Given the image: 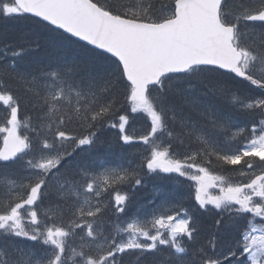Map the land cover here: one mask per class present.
<instances>
[{"label": "snow or ice", "instance_id": "snow-or-ice-1", "mask_svg": "<svg viewBox=\"0 0 264 264\" xmlns=\"http://www.w3.org/2000/svg\"><path fill=\"white\" fill-rule=\"evenodd\" d=\"M19 18L0 264H264V0H0ZM105 143L121 163L78 159Z\"/></svg>", "mask_w": 264, "mask_h": 264}, {"label": "trees", "instance_id": "trees-1", "mask_svg": "<svg viewBox=\"0 0 264 264\" xmlns=\"http://www.w3.org/2000/svg\"><path fill=\"white\" fill-rule=\"evenodd\" d=\"M17 24L20 25L19 32H23L24 35H29L30 34L28 26L22 24V21L18 22ZM133 123H135V120L133 121ZM138 123H139V121L137 122V124ZM132 127L134 128V130L137 133H142V131L140 129H137L135 125L132 124ZM103 139L105 141H112L113 137L109 134V135L105 136ZM144 147L145 146H143V145H136L135 148L133 150H131V151H135L136 149L142 151ZM82 154H84V155H81V157L78 158V159H81V158L85 159L90 154V156H89V158H91L90 160L103 159V160L109 161L113 165L121 163V160L119 158L120 157V149L118 147H116V146H113L111 149H109L108 146H107V143H105L103 146H98L96 149H93L91 153L85 152V153H82ZM163 182H165V181L161 180V183H163ZM152 183L157 184V185L161 184L160 180L151 181V184ZM161 185H163V184H161ZM164 186H166V185H164ZM151 192H152L151 188H147V189L141 191L140 193H138V199H141L143 197V195H147V193H151ZM191 203L192 202L190 200H185V206H190ZM208 214L201 215L199 220H200V223L202 224L204 229L206 227L208 228L207 230L205 229L206 231H211L212 221H211V217H209Z\"/></svg>", "mask_w": 264, "mask_h": 264}, {"label": "bare ground", "instance_id": "bare-ground-1", "mask_svg": "<svg viewBox=\"0 0 264 264\" xmlns=\"http://www.w3.org/2000/svg\"><path fill=\"white\" fill-rule=\"evenodd\" d=\"M27 26L29 29L33 28L32 23H30V22L27 23ZM19 29H20V25H18V24L12 25V23H9L8 21H3V23H0V33H7L9 35V37L13 38V39L24 36L23 32H19ZM214 102H217V101H214ZM218 102L220 104H223L225 107H228L225 101H218ZM2 119H3V112H0V120H2ZM160 183H161V180H160ZM157 186H160V185L153 183V187H157ZM149 194L150 193H147V195H149ZM147 195H143V197L140 200H143L144 198H146ZM211 221H212V219H211Z\"/></svg>", "mask_w": 264, "mask_h": 264}]
</instances>
